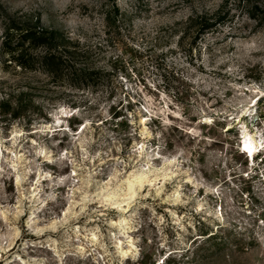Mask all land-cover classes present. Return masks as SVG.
Masks as SVG:
<instances>
[{
	"label": "rangeland",
	"instance_id": "rangeland-1",
	"mask_svg": "<svg viewBox=\"0 0 264 264\" xmlns=\"http://www.w3.org/2000/svg\"><path fill=\"white\" fill-rule=\"evenodd\" d=\"M13 25L96 71L0 58V264H264V0H0Z\"/></svg>",
	"mask_w": 264,
	"mask_h": 264
},
{
	"label": "trees",
	"instance_id": "trees-1",
	"mask_svg": "<svg viewBox=\"0 0 264 264\" xmlns=\"http://www.w3.org/2000/svg\"><path fill=\"white\" fill-rule=\"evenodd\" d=\"M253 8L259 9L258 4H254ZM251 18L256 20L254 16ZM206 26H211V23L208 22ZM67 43L60 33L53 30L29 25L7 26L0 41L1 62L13 63L23 70H33L38 64L53 83L66 82L77 88L87 87L94 82L96 70L67 59V51L62 52L61 49L69 46ZM39 46H43V51L34 53ZM10 102L9 96L2 97L0 107H6ZM263 111H260L259 116L264 117Z\"/></svg>",
	"mask_w": 264,
	"mask_h": 264
},
{
	"label": "bare ground",
	"instance_id": "bare-ground-1",
	"mask_svg": "<svg viewBox=\"0 0 264 264\" xmlns=\"http://www.w3.org/2000/svg\"><path fill=\"white\" fill-rule=\"evenodd\" d=\"M241 144H242L241 147H242L243 151L246 150V152L248 154H250L252 149H254L256 147L255 144L248 137H245V136L239 145H241Z\"/></svg>",
	"mask_w": 264,
	"mask_h": 264
}]
</instances>
